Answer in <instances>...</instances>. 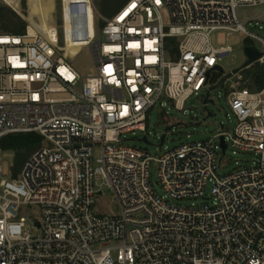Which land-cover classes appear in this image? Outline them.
Segmentation results:
<instances>
[{
  "label": "built area",
  "instance_id": "2783aa9c",
  "mask_svg": "<svg viewBox=\"0 0 264 264\" xmlns=\"http://www.w3.org/2000/svg\"><path fill=\"white\" fill-rule=\"evenodd\" d=\"M262 6L264 0H128L105 19L103 40L98 34L84 46L96 64L86 79L58 37L30 27L22 35L0 31V142L35 134L45 143L11 173L12 182L3 178L0 146V264H264V88L251 92L241 78L220 84L216 68L233 48L213 43L217 32L244 34L261 45L244 43L260 50L256 64L264 65V40L236 14ZM222 85L230 90L233 132L222 126L210 140L159 157L124 145L126 134L146 133L149 114L164 101L183 111L191 97L209 88V98ZM230 148L252 155V164L219 176ZM152 167L168 198H204L211 184L210 197L171 205L155 195ZM104 189L120 215L96 212ZM35 207L38 236L26 231L24 217Z\"/></svg>",
  "mask_w": 264,
  "mask_h": 264
},
{
  "label": "rangeland",
  "instance_id": "374dc122",
  "mask_svg": "<svg viewBox=\"0 0 264 264\" xmlns=\"http://www.w3.org/2000/svg\"><path fill=\"white\" fill-rule=\"evenodd\" d=\"M0 0V5L13 10L27 25L52 40L58 37L59 46L64 47L67 56L70 58L72 68L83 78L95 75V59L90 47H84L96 37L102 28L100 23H105L97 10L96 0ZM238 21L251 34L264 40V6L257 8L239 7L237 8ZM167 19V14L164 12ZM260 18V19H256ZM26 27V28H27ZM98 40H103L99 34ZM66 43V45H65ZM213 43L216 47L231 46L233 51L230 55L222 58L220 65L224 72L220 77H227L229 84L236 83L238 78L243 81L246 72H241L237 76H229L234 70L242 67L246 61L244 54L245 45H256L262 48L255 41L246 40L244 34H237L228 39L226 33L217 32L213 35ZM249 70L247 69V72ZM242 82V86H243ZM208 89L202 90L198 95L191 97L185 104L183 111H178L173 103L164 101V106H157L149 114L146 133L135 132L126 134L124 145L136 150H142L152 157H159L167 151H172L182 145L206 141L214 138L220 132L222 126L228 132H233L236 126V118L229 106L228 86H219L211 90L209 98L214 101V105H208L207 109L204 100L207 97ZM207 111L213 113L215 117L208 118ZM167 127H173L167 133L164 145L159 147L161 137L166 133ZM147 136L151 145L143 143L141 139ZM45 146V143H41ZM101 147L94 150L95 160L101 157ZM16 153L1 149V163L3 168V178L9 182L13 181L11 173L15 171ZM252 155L229 149L218 170L219 176L233 173L240 167L252 164ZM21 172V171H20ZM150 184L156 196L168 201L171 205L190 207L206 202L210 197L212 185L206 188V197L200 199H188L175 201L167 197L159 179L157 169H150ZM105 194L96 200L95 210L104 215H120V208L113 195ZM29 219L26 229L33 236L39 233L32 227V222L41 220L40 209L33 208L30 214H25Z\"/></svg>",
  "mask_w": 264,
  "mask_h": 264
},
{
  "label": "trees",
  "instance_id": "16d2710c",
  "mask_svg": "<svg viewBox=\"0 0 264 264\" xmlns=\"http://www.w3.org/2000/svg\"><path fill=\"white\" fill-rule=\"evenodd\" d=\"M128 0H96V7L99 15L103 19L113 18L118 11L127 3ZM100 28L105 26V23H100ZM26 23L11 9L0 5V31L22 35L26 32ZM247 70L243 82V88L249 89L251 92L258 91L264 88V65L255 64ZM42 140L35 134H19L10 135L2 139L0 142L1 149L14 151L16 153V166L14 175L17 176L26 161L40 147Z\"/></svg>",
  "mask_w": 264,
  "mask_h": 264
},
{
  "label": "water",
  "instance_id": "95a60500",
  "mask_svg": "<svg viewBox=\"0 0 264 264\" xmlns=\"http://www.w3.org/2000/svg\"><path fill=\"white\" fill-rule=\"evenodd\" d=\"M244 54H245V57H246V61L244 63V65L236 70H234L229 76H237L239 73H241L242 71L244 70H247L249 69L250 67H252L253 65H255L256 63H258V61L263 57V54L260 52V50L255 47V46H245L244 47ZM219 72L223 73L224 70L220 67L216 68ZM227 77H224L221 81L220 84H222L225 80H226ZM219 86H216V87H213L212 90L214 89H217ZM214 105V101L213 100H210L208 98V96L205 98L204 100V105H205V108L207 109L208 105ZM212 117H215V115L209 111H207V117L203 120V121H206L208 118H212ZM173 129V127H167L166 128V133L161 137L160 139V145L159 147H162L163 144L165 143V140H166V136H167V133L169 131H171ZM141 141L143 143H146L147 145H151V143L148 141V139L146 137H143L141 139ZM221 141L223 142V138L221 139ZM226 150V146L224 145L223 143V152H225Z\"/></svg>",
  "mask_w": 264,
  "mask_h": 264
},
{
  "label": "bare ground",
  "instance_id": "6f19581e",
  "mask_svg": "<svg viewBox=\"0 0 264 264\" xmlns=\"http://www.w3.org/2000/svg\"><path fill=\"white\" fill-rule=\"evenodd\" d=\"M30 32L31 33H38L36 30H34L33 28L30 27Z\"/></svg>",
  "mask_w": 264,
  "mask_h": 264
}]
</instances>
